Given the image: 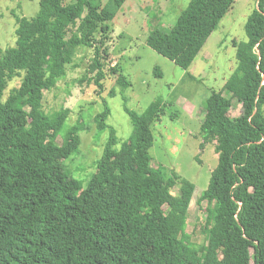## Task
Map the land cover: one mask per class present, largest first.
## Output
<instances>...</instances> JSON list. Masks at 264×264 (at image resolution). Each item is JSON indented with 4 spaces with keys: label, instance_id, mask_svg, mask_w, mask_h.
Instances as JSON below:
<instances>
[{
    "label": "trees",
    "instance_id": "obj_1",
    "mask_svg": "<svg viewBox=\"0 0 264 264\" xmlns=\"http://www.w3.org/2000/svg\"><path fill=\"white\" fill-rule=\"evenodd\" d=\"M126 1L40 0L34 17L14 13L16 45L0 57V264H264V0L246 21L247 40L236 43V69L204 103L201 148L215 143L219 155L199 200L211 206L207 243L186 231L195 183L152 164L150 126L164 115V100L143 116L127 108L134 133L117 148L104 98L95 122L110 135L97 171L83 187L65 170L87 127L78 120L65 129L71 109L49 114L43 92L81 46L94 48L89 82L105 88L113 74L123 88L132 85L108 47L110 22ZM235 2L189 0L172 28L151 30L147 44L189 68ZM15 77L21 84L4 100Z\"/></svg>",
    "mask_w": 264,
    "mask_h": 264
},
{
    "label": "rangeland",
    "instance_id": "obj_2",
    "mask_svg": "<svg viewBox=\"0 0 264 264\" xmlns=\"http://www.w3.org/2000/svg\"><path fill=\"white\" fill-rule=\"evenodd\" d=\"M188 3L189 0H127L110 22L112 38L108 47L111 64H118L132 85L123 88L117 83V75L113 74H108L105 79V88L89 82L94 73L87 77L85 74L92 62L94 48L81 46L67 65L66 75L53 89L44 90L43 106L49 114L62 107L71 109L65 129L78 120L85 123L87 129L79 133V151L63 162L67 173L85 187L97 171V161L102 157L110 135L109 128L99 131L95 122L96 115L104 109V98L111 109L107 123L116 130L117 148L134 133L127 108L143 116L155 102L164 100V115L150 126L154 134V144L150 148L152 164L168 176L177 173L182 179L195 183L186 231L193 243L201 244L207 243L206 222L211 206L199 200L219 161L215 143H206L201 148L204 103L213 91L223 88L236 69V43L247 40L245 24L257 7V0H236L192 65L183 68L150 47L147 37L157 27L170 30ZM39 8L40 0H0V57L2 52L16 45L14 13L31 18ZM21 80V77H15L9 82L4 100L20 86ZM112 89L115 95L110 96ZM240 111V105L234 101L232 115H238ZM56 142L62 144V135ZM171 192L177 195L179 185L171 186Z\"/></svg>",
    "mask_w": 264,
    "mask_h": 264
}]
</instances>
